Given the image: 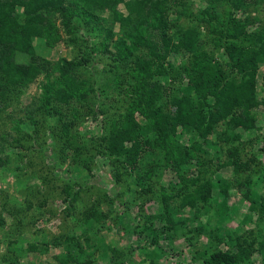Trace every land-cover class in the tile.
<instances>
[{"label": "trees", "instance_id": "1", "mask_svg": "<svg viewBox=\"0 0 264 264\" xmlns=\"http://www.w3.org/2000/svg\"><path fill=\"white\" fill-rule=\"evenodd\" d=\"M215 2L208 0V5L202 6L197 14L186 13L189 25L183 28L171 20V15L174 17L181 12L172 6L179 0H0V103L7 105L18 101L29 83L43 77L38 83L41 92L25 109L30 122L36 127L46 125L51 130V141L60 149H67L71 163L81 164L89 170L88 161L94 158L90 152L95 149L111 158L116 167L134 172L143 194H153V184H159L157 166H152L145 157L156 161L164 158L179 179L173 185L164 186L170 193L160 192L158 196L166 206L164 211L146 216L149 231L158 222L174 229L172 215L186 206L205 201L209 190L219 184V180L213 178L215 173L199 162L194 169L196 176H190V157L195 153L198 159L206 150L198 142L186 146L181 136L183 139L187 133H197L204 143L210 147L215 145L214 148L222 152L223 146L216 142L213 145L209 138L215 133L216 141L226 145L229 154L222 165H232L234 173L248 169L254 161L245 151H237L236 145L231 146V143L242 138L236 128L246 132L254 130L253 137L247 139L249 147L260 138L255 132L257 115L254 109L260 104L256 81L258 65L261 63L264 69V25L249 32L245 29L248 17L232 16L231 13L246 9L248 0H225L234 10L228 14L229 25L213 23L210 9ZM120 5L124 10H119ZM107 13H110L108 19L105 18ZM198 14L201 19L208 15L204 23L206 28L210 26L211 36L205 39L216 49L221 46L224 61L200 39L198 24H190ZM53 16L61 18V24L69 34H75L82 26L88 31L94 30L98 20H106L111 26L118 25L124 32L127 40L116 43L112 55L113 65L118 67V80L114 75L108 78L115 91L111 93L110 90L107 94L106 86L101 87L108 96L106 109L96 107V100L89 96V91L95 89L93 81L79 78L78 69L87 63L89 54L78 60H75L77 57L63 59L57 66L58 74H51L56 63L41 54L39 47L53 44L57 39ZM171 28L174 29L169 32ZM97 29L100 28L97 26ZM72 38L77 39L76 36ZM140 47L145 51L138 55L136 51ZM175 55L181 60L172 61ZM166 76L171 78L168 84L161 81ZM120 100L121 106L114 108ZM98 112L102 114L103 132L82 139L74 125L90 115L96 118ZM136 114L141 115L143 122ZM24 133L21 137H31L29 132ZM206 169L208 176L205 175ZM115 173L119 179L121 172L118 168ZM251 173L243 193L244 200L249 202L248 212L240 215L238 222L257 220L260 225L264 222V194L258 192L255 185L262 183L264 174L260 173V167ZM236 183L227 180L221 192ZM61 191L73 210L79 192H73L69 184H65ZM169 201L170 205L173 204L171 207ZM215 207L220 226L231 208L223 198ZM99 209L100 205L91 206L81 213L79 233H64L32 242L27 246L28 251L41 254L52 245L59 246L61 252L53 256L57 264H90L91 258L85 257L84 250L98 247L93 245L100 238L98 231L104 226L101 219L106 217L103 212L98 214ZM223 232V243L233 242V230ZM155 239L153 241H157ZM258 244L264 250V236ZM246 252L245 247L237 245L233 250H216L203 256V264H241L239 256Z\"/></svg>", "mask_w": 264, "mask_h": 264}, {"label": "rangeland", "instance_id": "2", "mask_svg": "<svg viewBox=\"0 0 264 264\" xmlns=\"http://www.w3.org/2000/svg\"><path fill=\"white\" fill-rule=\"evenodd\" d=\"M207 1L179 0L177 5L175 3L172 6L181 12L174 17L171 15V20L179 27H187L189 19L186 13L197 14L202 6L208 5ZM229 5L225 0H216L210 9V13L213 14L210 21L223 22L224 26H228V14L234 11ZM119 8L124 10L122 5ZM231 14L240 18L248 17L249 21L245 22L247 31L258 30L264 25V0H248L246 9ZM105 15L108 19L110 13ZM197 16L190 24H198L200 39L207 43L217 58L224 61L221 46H217L216 49L211 41L205 39L211 36L210 26L206 28L204 23L208 20V15L202 19L199 14ZM51 19L57 39L53 44H42L39 47L41 54L53 64L56 63L51 74H58L57 66L63 59L73 60L77 57L75 60H78L89 54L87 63L78 69L79 78L86 77L93 81L95 89L89 91V96L96 100V107L102 106L106 109L108 96L103 93L101 87L106 86L107 94H110V90L111 93L115 91L113 83L109 84L108 78H112L113 75L119 76L116 71L118 67L113 65L112 55L116 50V43L127 40L124 32L119 30L118 25L111 26L106 20H98L96 23L100 29L96 26V29L88 31L82 26L75 34H69L61 24L59 16H53ZM173 29L171 28L169 32ZM106 33L109 34L107 38ZM75 36L77 39L74 40L72 37ZM143 50L145 51L140 47L136 54L140 55ZM177 58L178 61L181 60L177 55L171 60ZM258 66L256 87L260 104L254 112L257 115L255 132L260 138L249 147L247 139L253 137L254 130L246 132L236 128V131L242 134V138L239 142L231 143V146L236 145L237 151L241 153L245 151L254 161L250 163L248 169L234 173L232 165H222L229 154L224 147L226 145L216 141L215 133L209 138L213 145L216 142L218 146H223L222 152L217 151L215 145L210 147L204 143V139L197 133H187L183 139L181 136L182 143L186 146L198 142L206 150L201 152L198 159L195 153L190 157L189 160L192 162L189 167L190 176H196L197 172L194 169L201 163L215 173L213 178H217L219 184L209 190L208 199L205 201H198L194 206H186L172 215L175 222L172 230L168 224L158 222L149 231L146 223L148 214H157L166 208L158 197L160 192L170 193L169 188L164 186L173 185L179 179L177 172L169 167L164 158L159 157L160 160L156 161L152 160L154 158L145 157L152 166H157L155 170L159 176L157 178L159 184L156 186L153 184V194H143L134 172L121 166L116 167L111 163V158L97 153L95 149L90 152L91 155L94 154V158L88 161L89 170L81 164L71 163L67 149L62 150L58 144L51 141V130L46 125L36 127L30 122L25 109L32 105L33 98L41 92L38 83L43 77L29 83L19 95L18 101L8 102L7 105L0 103V264H57L53 256L61 252V247L52 245L48 251L40 254L29 252L27 246L32 242L48 240L64 233H79L81 213L86 208L97 205H100L98 214L103 212L106 217L101 219L104 226L98 231L97 235L100 238L93 245L98 246V249L92 250L87 247L84 250L85 257L91 258L90 264H203V256L206 253L210 254L220 249L233 250L236 245L247 249L246 254L239 256L241 264H264V250H261L258 244V240L264 236V222L260 225L257 224V220L253 223L247 220L238 222L240 215L248 212L249 202L244 200L243 196L248 175H252L251 171H256L257 167H260V173L264 174V69L261 63ZM170 79V76H166L161 81L168 84ZM120 106L121 100L114 108ZM101 116L99 112L96 118L90 115L83 122L76 123L74 129H77L82 139L91 135L98 136L103 132ZM136 116L143 122L140 114ZM25 131L29 132L31 137H21ZM61 156L63 157L60 158ZM117 168L121 172L119 179L115 173ZM206 171L205 175L208 176V169ZM263 176L262 183L255 185L261 194H264ZM227 180L237 183L229 185V189L222 193L220 189ZM65 184H69L73 192H79L73 210L61 191ZM222 198L231 209L222 218V225L219 226L215 206ZM168 204L170 205V201ZM143 226L146 229L140 233ZM153 228L156 229L153 231ZM231 229L234 232V240L225 244L223 231ZM154 238L157 241H153ZM235 242L238 244L235 245Z\"/></svg>", "mask_w": 264, "mask_h": 264}]
</instances>
